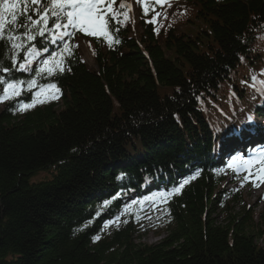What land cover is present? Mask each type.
<instances>
[{
  "label": "trees",
  "instance_id": "trees-1",
  "mask_svg": "<svg viewBox=\"0 0 264 264\" xmlns=\"http://www.w3.org/2000/svg\"><path fill=\"white\" fill-rule=\"evenodd\" d=\"M111 1L120 20V4ZM184 1L165 29L156 32L145 21L137 38L115 29L121 24L109 17L115 39L105 50L96 43L95 69L68 38L67 52L64 45L46 42L42 49L52 47L47 59L59 53L64 71L32 76L15 65L23 60L21 46L31 40L22 25L29 15L39 17L31 4L22 14L23 0L8 11L4 4L14 0H0L6 21L0 31V87L44 77L59 89L54 94L60 104L19 110L17 102L29 93L2 102L0 264H264V204L254 221L251 207L234 192L238 213L218 220L223 176L203 133L219 137L224 110L240 115L237 107L255 98L249 84L264 83V50L250 48L253 35L264 29V0ZM50 3L42 0L36 7ZM178 22L190 24L186 31L192 34L175 31ZM30 35L38 41L36 32ZM240 70L245 77L231 87ZM180 175L189 182L167 197L171 221L160 241L135 242L131 224L109 227L131 199L159 184L157 189L170 192Z\"/></svg>",
  "mask_w": 264,
  "mask_h": 264
},
{
  "label": "snow or ice",
  "instance_id": "snow-or-ice-1",
  "mask_svg": "<svg viewBox=\"0 0 264 264\" xmlns=\"http://www.w3.org/2000/svg\"><path fill=\"white\" fill-rule=\"evenodd\" d=\"M42 2V0H23V10L22 14L27 15L29 8L28 5L31 4L35 9L34 15L39 17V19H33V16H27L28 24L22 25V27L28 29L25 32V35L28 36L29 39L35 40V35H30L32 31L36 32L40 37H44L46 32L50 33V43L56 44L58 41L63 43L64 37L71 35L69 28L72 29H79L81 32H84L88 36H96L101 35L108 39H111L109 32L107 31L108 24H109V17L112 20H115L117 23L120 22L119 15L114 11H111V3L110 0H52L51 8L49 9L48 5L45 4L43 9L36 7ZM19 0H14L13 3L4 4V10L8 11L9 9L15 10L18 7ZM125 7L124 4H120V8L123 9ZM148 9L145 7V13H147ZM51 19L52 27L49 29L47 25L49 24V20ZM66 22H63L65 21ZM4 17L0 15V31L3 30ZM17 22V15L15 11L12 12L11 23ZM154 23L155 21H151ZM35 26L30 28L29 26ZM9 40H13V36H8ZM119 43V41H116ZM13 48L17 47L16 43L12 44ZM64 51H70L68 46L64 45ZM44 51H48L47 47L44 48ZM34 50L29 51V55L33 54ZM59 53H53L51 56V60L44 59L42 61L43 67L37 70V74L47 72L49 75L53 73L55 69H58L61 73L64 71V68L61 66L60 61H58L57 57ZM28 57H25L27 61ZM13 62H15V57H13ZM51 65V66H49ZM21 71L27 70L26 64L22 63L19 65ZM70 70V69H69ZM4 72H8L9 69H3ZM24 81H13L7 83L6 87L3 89V96H0V100L10 98L9 97V90L12 91L14 96L22 95V89L19 88L18 84H23ZM28 90L31 91L33 86H37V81L35 79H31L28 81ZM48 89H56L59 92L56 84L49 83L44 85ZM39 96V93H35L33 98L30 100L29 103H21L19 110H27L30 107H34L37 102L42 103V100H38L36 97ZM55 98V96H53ZM264 159V157H261ZM235 163V160H234ZM245 165H250L252 161H245ZM195 175H199L197 171ZM191 178H195L192 176ZM258 179L264 180V176L258 177ZM189 181L188 179H183L177 185H174L170 192H162L160 195H171L172 193H179L180 190L187 184ZM149 200L152 197H148ZM119 217L117 216V219ZM95 239H99V236L95 237Z\"/></svg>",
  "mask_w": 264,
  "mask_h": 264
},
{
  "label": "rangeland",
  "instance_id": "rangeland-1",
  "mask_svg": "<svg viewBox=\"0 0 264 264\" xmlns=\"http://www.w3.org/2000/svg\"><path fill=\"white\" fill-rule=\"evenodd\" d=\"M129 3L130 11L133 13V17L135 20H138L139 17V2L140 0H125ZM162 15L161 10H157L156 16L159 17ZM191 28V25H183L182 22H178L175 25L174 30L177 32H180L181 30H184L186 33L192 34L191 32L186 31L187 29ZM135 31L137 32V36H139V33L141 32V29L139 27L135 28ZM190 31V30H189ZM96 37H102L101 35H96ZM92 36L84 35L77 38L76 44L77 48L79 49L81 58L84 60L85 64H87L89 67H94V55L92 53V46L93 43L91 41ZM59 103V102H58ZM57 102H53V105L58 107L60 104ZM1 108V106H0ZM199 151H202L200 148ZM226 152H229V149L225 150ZM229 155V153H228ZM246 165L239 160H235V163L233 162V170L234 173L230 174L229 177L223 181L222 187L225 189H239L242 190V202H244L247 206H250L252 209V219L254 221L259 220V213L263 211V201H261V195L263 192V185L258 186V181L255 179L258 177V175L263 174V171H261V174L253 175L255 173V170H253L250 167H245ZM257 176V177H255ZM234 196V195H233ZM231 196V197H233ZM154 199V198H152ZM151 199V200H152ZM149 200L148 198L145 200L146 202H149V207L145 213L139 218V221H137L136 217L139 215L137 213H134L132 216L128 217L123 220V222L127 224H131V226H134L135 230H133L134 236L133 239L135 242H142V243H148V244H154L160 241L161 237L165 235V231L167 227L170 225L169 218L166 216V214L163 213V210L160 207V203L153 202ZM227 203H217L218 204V220H222L225 222L230 218L232 215H236L238 212L236 211L239 207L238 204L232 201V199H228L226 201ZM256 216V217H255ZM141 220V221H140ZM264 231V224L262 226Z\"/></svg>",
  "mask_w": 264,
  "mask_h": 264
},
{
  "label": "bare ground",
  "instance_id": "bare-ground-1",
  "mask_svg": "<svg viewBox=\"0 0 264 264\" xmlns=\"http://www.w3.org/2000/svg\"><path fill=\"white\" fill-rule=\"evenodd\" d=\"M42 43V42H41ZM47 47V49H49V50H51V46H46ZM38 49L40 50V52H42V47H41V44H39L38 45ZM213 116H217V114H215V113H213ZM204 133V136H205V138L207 139V141H212V139L213 138H211L210 137V134H212L210 131H205V132H203ZM263 138H264V136H263ZM199 139V138H198ZM194 144L196 145V146H199L200 144L199 143H197L195 140H194ZM230 144V143H229ZM231 145V144H230ZM200 147L202 148V151H204V144L203 145H200ZM229 147V146H228ZM222 149H223V146L221 147ZM250 148V147H249ZM248 147H245V150H243V151H249L248 149H249ZM237 149H239V147L237 148ZM205 152V151H204ZM235 153V152H234ZM201 157H204L203 156V154H202V156ZM196 162H201V159H194ZM202 160L204 161L205 160V158H202ZM195 165V164H194ZM203 169H207V168H203ZM190 170H192V169H189V171ZM198 169H196L195 171H197ZM184 173V176H185V174H186V171H184L183 172ZM183 175L181 176L180 175V177H181V179H184L185 177H184ZM181 179H180V182H181Z\"/></svg>",
  "mask_w": 264,
  "mask_h": 264
}]
</instances>
